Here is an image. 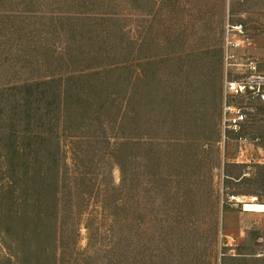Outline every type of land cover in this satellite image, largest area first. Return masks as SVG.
<instances>
[{
	"label": "rangeland",
	"instance_id": "obj_1",
	"mask_svg": "<svg viewBox=\"0 0 264 264\" xmlns=\"http://www.w3.org/2000/svg\"><path fill=\"white\" fill-rule=\"evenodd\" d=\"M228 12L0 0V264H218L224 239L226 264H264V213L243 209L264 203V112L256 162L222 143ZM231 13L264 42V0Z\"/></svg>",
	"mask_w": 264,
	"mask_h": 264
},
{
	"label": "built area",
	"instance_id": "obj_2",
	"mask_svg": "<svg viewBox=\"0 0 264 264\" xmlns=\"http://www.w3.org/2000/svg\"><path fill=\"white\" fill-rule=\"evenodd\" d=\"M248 1L227 0L229 12L223 33L221 136L225 148L231 141L239 143L237 162L250 164L256 161L254 153L248 155L249 148L259 147L260 139L244 133L259 121V114L264 112V71L260 68V60L249 52L254 40L246 24L233 21L234 14L231 13L233 5H244ZM239 16L246 18L244 12ZM225 240L220 248L218 264H226L223 262L227 255L224 249L229 243ZM260 256H264V253Z\"/></svg>",
	"mask_w": 264,
	"mask_h": 264
},
{
	"label": "crops",
	"instance_id": "obj_3",
	"mask_svg": "<svg viewBox=\"0 0 264 264\" xmlns=\"http://www.w3.org/2000/svg\"><path fill=\"white\" fill-rule=\"evenodd\" d=\"M253 40H254V45H252L250 48H249V52L253 55H255L259 60H260V68L264 71V42L258 38V37H253ZM231 214V213H230ZM226 219V228L229 230V231H238L239 229V226H235V227H231V226H234L232 223H233V220L237 219L235 215H226L225 217Z\"/></svg>",
	"mask_w": 264,
	"mask_h": 264
},
{
	"label": "bare ground",
	"instance_id": "obj_4",
	"mask_svg": "<svg viewBox=\"0 0 264 264\" xmlns=\"http://www.w3.org/2000/svg\"><path fill=\"white\" fill-rule=\"evenodd\" d=\"M243 209L248 212L264 213V203L257 201L253 198L251 202H246L243 204Z\"/></svg>",
	"mask_w": 264,
	"mask_h": 264
},
{
	"label": "trees",
	"instance_id": "obj_5",
	"mask_svg": "<svg viewBox=\"0 0 264 264\" xmlns=\"http://www.w3.org/2000/svg\"><path fill=\"white\" fill-rule=\"evenodd\" d=\"M65 94H67V92L64 90V89H60V96H62V95H65ZM39 137H41V138H43V139H46L47 141H52V140H54V136H52V138H49V136L48 135H44L43 133H42V135H39ZM38 149V148H37ZM36 149V150H37ZM23 150V149H22ZM37 152H41V148H40V150L38 149L37 150ZM22 154H24V152H21ZM49 156H52V155H50L49 154ZM55 156V155H54ZM53 156V157H54ZM49 158V157H48ZM49 164H50V161H49ZM43 180L45 181L46 180V177L44 176L43 177Z\"/></svg>",
	"mask_w": 264,
	"mask_h": 264
}]
</instances>
